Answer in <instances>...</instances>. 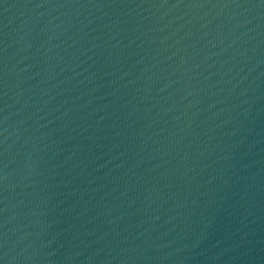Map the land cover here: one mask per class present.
I'll return each mask as SVG.
<instances>
[{
    "label": "water",
    "instance_id": "water-1",
    "mask_svg": "<svg viewBox=\"0 0 264 264\" xmlns=\"http://www.w3.org/2000/svg\"><path fill=\"white\" fill-rule=\"evenodd\" d=\"M0 264H264V0H0Z\"/></svg>",
    "mask_w": 264,
    "mask_h": 264
}]
</instances>
